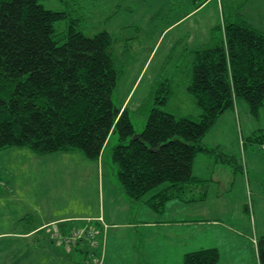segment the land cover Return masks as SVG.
<instances>
[{"label":"rangeland","instance_id":"374dc122","mask_svg":"<svg viewBox=\"0 0 264 264\" xmlns=\"http://www.w3.org/2000/svg\"><path fill=\"white\" fill-rule=\"evenodd\" d=\"M40 3L55 11L74 9L71 17H83L81 30L88 37L104 30L110 33L111 57L118 74L112 100L118 108L127 109L137 134L144 130L154 97L163 93L166 83L173 92L165 104L156 106L176 116L200 119L201 109L188 90L193 57L197 50L211 43L224 17L241 16L264 30V0H40ZM68 26V21L56 25L59 32L67 31ZM119 143L116 132L109 137L101 155L105 152V166L110 173L116 172L117 178L118 167L112 155ZM203 143L210 149L216 148L219 154H197L193 174L202 182L192 189L186 188L183 197L201 194L204 200L185 202L176 198L166 203L162 213L141 204L137 208L141 214L138 227L130 229L117 225L125 224L123 221H112L116 225L105 230L93 227L99 225L93 221L92 231L82 227L87 224L86 217L99 216L103 211V199L100 200L103 170L99 161L81 158V154V163L69 152L41 157L27 148L0 150V233L24 230L19 219L27 210L36 213V205L42 204L44 207L38 210L44 219L64 218V226L76 230L77 238L79 231L99 234L97 246H92L91 237L84 233L73 246L60 247L66 251L54 254L53 250L63 242L59 236L53 243L44 242L42 249L31 240L0 236V264L37 261L100 264L104 256L103 264H184L186 252L200 248H217L220 253L217 264H259L256 239L264 236V107L254 114L248 102L239 98L235 108L217 119ZM221 153L231 162H222ZM86 160L95 163L96 169L99 164L96 177L85 173ZM168 185L169 182L162 183L144 199ZM114 198L121 207L122 202L117 196ZM104 205L106 212L109 206H117L110 195L104 198ZM190 207L199 208L200 222L186 221L191 218ZM151 213L160 216V220H170V225L150 226ZM26 216L34 218L33 213ZM58 228L50 226L45 233ZM74 235L65 239L71 242ZM169 240H178L180 248L168 244ZM90 255L91 261L87 259Z\"/></svg>","mask_w":264,"mask_h":264},{"label":"trees","instance_id":"16d2710c","mask_svg":"<svg viewBox=\"0 0 264 264\" xmlns=\"http://www.w3.org/2000/svg\"><path fill=\"white\" fill-rule=\"evenodd\" d=\"M71 10L47 9L40 0H0V150L27 148L41 157L78 151L98 162L117 132L120 143L112 157L129 200L144 201L157 213L176 198L204 200L201 194L183 197L186 188L202 182L193 174L197 154H219L204 138L239 98L254 114L264 107V30L241 16L224 17L211 43L193 57L188 90L201 109L200 119L156 106L173 92L166 83L137 134L127 109L112 100L118 74L110 33L86 36L83 17H71ZM62 21L69 23L65 32L56 27ZM221 154L222 162H231ZM164 182H169L166 189L144 199ZM256 241L259 264H264V236ZM219 259L217 248H200L186 253L184 264Z\"/></svg>","mask_w":264,"mask_h":264},{"label":"crops","instance_id":"0c3cea01","mask_svg":"<svg viewBox=\"0 0 264 264\" xmlns=\"http://www.w3.org/2000/svg\"><path fill=\"white\" fill-rule=\"evenodd\" d=\"M68 152L75 156L76 161H79V162L82 163V159H79V155H81L82 153H80L78 151H73V152L68 151ZM104 154H105V152H104ZM104 154H103V156L100 158V160L98 162L100 165H102V170H103V182H102V184H100V191H101L100 192V196H101L100 200L103 199V207H101V208H103V211L101 212V214L99 216H93L91 218L90 217H86L85 219H86L88 225L86 224V226L82 227V229L83 228L84 229L87 228L88 229L87 231H92V230H90V226H91L93 221L99 222V225H93V227L105 228V230L107 229L108 226H109L108 230H110V228L113 225H116V224H111L112 221H113V223H119V221H123V223H125V224H117V225L127 226L130 229L133 228L132 226L138 227V225L140 223L141 214L137 212V210L139 211V209H137V208L141 204H143V205H146V204H145L144 201L136 203V202H133V201L129 200V198H127V196L125 195L123 189L121 188V185H120L119 180L117 178L116 172L113 171V173H110L109 169L105 166ZM83 156H85V155L82 154L81 158H83ZM86 162L87 163L85 164V166L87 167V170L85 171V173L88 174V175L92 174V175H94V177H96L99 164L97 165V169H96V167L93 165L95 163H93L91 161H87V160H86ZM107 195H110L111 199H112V203L117 205L115 208L113 206H109L108 207V212H106L105 205H104V198ZM115 196H117L119 201L122 202V206L121 207H119L120 205H118L119 202L115 203V201H116L115 198H114ZM39 207L42 208L44 206L41 204V205H39ZM39 207H38V205H36V207H35V209L37 210V212H36L37 214L32 212L31 210L30 211H28V210L26 211L27 212L26 215H30L32 213L34 214V218L33 219L32 218L30 219L25 214H23L22 217L19 219V220L23 221L24 230H22L20 232H12V231H10V232H7V233H0V236L7 235L6 238H10V236L18 237V238L23 239L24 242H28V241L31 240V241H34L37 244L36 247H38V244H40L41 245L40 248L42 249V246H43L44 242H47V240H49L50 243L55 242L54 238H58L57 234L60 233L62 235V237L59 236V238H61V239L63 238L62 239L63 242H62L61 246H59L58 248L53 250V252H52L53 254L54 253L64 252L65 249H62V251H61V248H62L63 244H64L63 246L67 245L68 248H69L70 245L73 246L75 243H77V242H75V243L74 242H68L65 239L67 237H71L77 231L76 230L71 231V230L68 229L67 226H64V223H66L64 221V218H54L53 216H51L52 218H50V219H44V215L42 213H40L39 210H38ZM176 207H178V206H176ZM190 208L192 209L190 211L191 218L190 217L187 218L186 221L187 222H191V221L193 222L194 221L193 223L200 222L198 220V218L201 217L200 212H198L199 208L198 207H190ZM109 212H110V216H109V218H107V215L109 214ZM136 212H137V214H135ZM151 216H152L151 217L152 222H150L151 223L150 226H153L152 223L153 224L158 223L159 225H165V224L170 225L169 223H171L170 220H160V216H158V215L155 216V215H152V213H151ZM116 217H119V219H117ZM99 218H101L103 220L99 221ZM28 221L30 222V225L28 224L29 223ZM143 224H149V223L145 222ZM50 226L51 227L57 226L59 228L55 232L54 231H50L48 233H45V229H48V227H50ZM104 231H103V233H104ZM95 232H94V234H95L94 235V241L97 239L96 236L99 235V234L97 235V232L96 233ZM99 233H101V232H99ZM95 243H97V242L95 241ZM170 243H174V245H176V246H178L180 248V244H178L179 243L178 240H174V241L173 240H169L168 244H170ZM97 245H98V243H97ZM40 252H42V251H40ZM164 252H165V250H164ZM158 254H160V253H158ZM88 258L90 260L91 255H90V257L87 256V259ZM103 260L105 262L106 256L102 257V260H101L102 263L100 262V264H103ZM38 263L39 262L37 261L36 264H38Z\"/></svg>","mask_w":264,"mask_h":264},{"label":"built area","instance_id":"2783aa9c","mask_svg":"<svg viewBox=\"0 0 264 264\" xmlns=\"http://www.w3.org/2000/svg\"><path fill=\"white\" fill-rule=\"evenodd\" d=\"M84 233H85V235H89V237H91V245L92 246H94V245H96V243H95V241H94V233H92V232H90L89 234H87V232L85 231V232H83V231H79L78 233H76L77 235H79L78 237L79 238H82V236H84ZM83 234V235H82ZM58 236H60V237H62L61 235H59V234H57ZM79 238H77L75 235L70 239L71 240V242H74L75 243V241L76 240H78ZM68 242H70V241H68ZM256 242V241H255Z\"/></svg>","mask_w":264,"mask_h":264}]
</instances>
